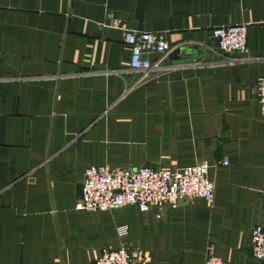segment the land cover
<instances>
[{
    "label": "crops",
    "instance_id": "1",
    "mask_svg": "<svg viewBox=\"0 0 264 264\" xmlns=\"http://www.w3.org/2000/svg\"><path fill=\"white\" fill-rule=\"evenodd\" d=\"M109 15L165 35L172 51L148 56L160 69H131ZM237 24L249 54L229 60L212 29ZM262 79L264 0H0V264H94L122 247L141 264H205L209 248L261 264L251 233L264 226ZM203 160L213 203L76 209L89 167Z\"/></svg>",
    "mask_w": 264,
    "mask_h": 264
},
{
    "label": "built area",
    "instance_id": "2",
    "mask_svg": "<svg viewBox=\"0 0 264 264\" xmlns=\"http://www.w3.org/2000/svg\"><path fill=\"white\" fill-rule=\"evenodd\" d=\"M111 26L123 30L124 42L132 49L131 69L148 77L159 63L149 55L165 56L172 51L163 33L129 30L121 21L109 15ZM212 38L229 60H238L249 54L248 27L245 24L228 25L212 29ZM236 57H239L238 59ZM255 98L264 117V79L255 87ZM228 165V161H223ZM212 165L207 160L178 170H155L151 167L113 169L109 166L89 167L84 173L82 198L78 211L104 212L125 207H136L147 213L152 209L176 208L186 201L203 199L213 203L216 186L209 177ZM120 238L129 234V227L117 228ZM209 248L205 264H229L217 257ZM251 252L264 264V226L255 225L251 233ZM142 255L137 249L125 247L104 249L94 264H141Z\"/></svg>",
    "mask_w": 264,
    "mask_h": 264
}]
</instances>
